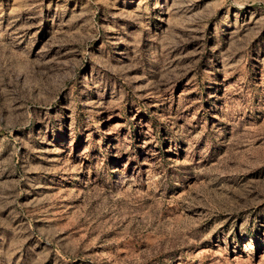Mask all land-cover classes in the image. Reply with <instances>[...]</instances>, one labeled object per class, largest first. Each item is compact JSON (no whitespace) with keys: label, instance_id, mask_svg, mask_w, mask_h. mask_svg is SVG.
<instances>
[{"label":"rangeland","instance_id":"obj_1","mask_svg":"<svg viewBox=\"0 0 264 264\" xmlns=\"http://www.w3.org/2000/svg\"><path fill=\"white\" fill-rule=\"evenodd\" d=\"M0 264H264V0H0Z\"/></svg>","mask_w":264,"mask_h":264}]
</instances>
